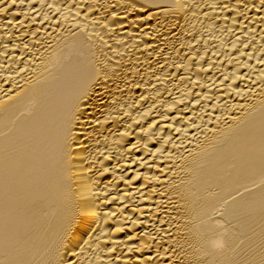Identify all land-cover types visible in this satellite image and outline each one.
I'll list each match as a JSON object with an SVG mask.
<instances>
[{"label":"bare ground","instance_id":"bare-ground-1","mask_svg":"<svg viewBox=\"0 0 264 264\" xmlns=\"http://www.w3.org/2000/svg\"><path fill=\"white\" fill-rule=\"evenodd\" d=\"M0 264H264V0H0Z\"/></svg>","mask_w":264,"mask_h":264}]
</instances>
